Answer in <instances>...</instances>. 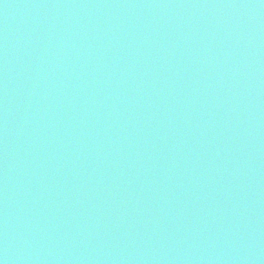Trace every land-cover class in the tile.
<instances>
[{"label":"water","instance_id":"95a60500","mask_svg":"<svg viewBox=\"0 0 264 264\" xmlns=\"http://www.w3.org/2000/svg\"><path fill=\"white\" fill-rule=\"evenodd\" d=\"M0 264H264V0H0Z\"/></svg>","mask_w":264,"mask_h":264}]
</instances>
